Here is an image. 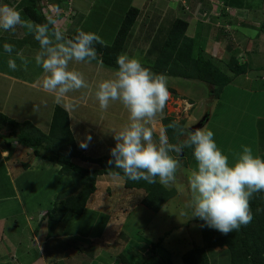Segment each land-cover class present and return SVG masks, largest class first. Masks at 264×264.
Masks as SVG:
<instances>
[{"label":"rangeland","instance_id":"1","mask_svg":"<svg viewBox=\"0 0 264 264\" xmlns=\"http://www.w3.org/2000/svg\"><path fill=\"white\" fill-rule=\"evenodd\" d=\"M30 1L22 0L19 6L23 9ZM76 1L82 4V25L79 30L95 32L106 44L112 42L125 11L130 6L138 7L140 14L122 53L142 62L152 58L151 49L148 51L152 40H159L161 36L165 38L175 16L189 22L185 34L194 39V56L203 48L205 51L202 52L220 60L216 61L220 65L222 60L232 63L231 58L235 56L240 64L245 65L246 71L236 75L223 88L219 98H209L208 86L202 81L167 76V86L174 93L169 90L165 116H171L175 121L184 119V125L189 127L202 121L200 128L213 131L215 142L228 155L230 164L234 154L242 152L243 145L251 146L254 155L264 158V28L261 27L264 0H150L144 6L142 0ZM222 1L235 8L228 7ZM46 6L41 7L45 16H55L57 23L63 19V13L56 14L52 11L54 8ZM224 11L227 14L223 16ZM23 17L33 21L24 13ZM215 23L234 29H230V36L217 38L220 33ZM18 29L19 27L16 30ZM6 33L11 34L10 31ZM28 42L32 46L26 49L21 46L22 50H13L11 56L20 52L26 58L31 56L35 59L39 44L32 39H28ZM26 45L27 43L24 47ZM4 55L8 53H0L3 58L0 59V69L11 75L17 74L16 77L23 81L26 79L27 85L16 80L8 89L9 82L0 76V104L5 109L8 108V114L9 111L15 112L14 115H9L19 122L26 120L20 118L23 114L29 116L36 127H43L44 122L48 126L47 121L52 117L56 101L48 92H41L35 86L39 84L42 87V68L34 60L33 64L32 59H28L27 71H22L21 62L17 64L18 69L13 71L8 67V60ZM18 61L20 60H16ZM96 63V60L92 61V64ZM71 67L82 72L88 84L86 88L67 94L71 98L69 105H75V110L69 109V112L73 118L72 127L78 136L74 137L76 144L82 149L81 142L87 143L85 153L88 155H108L116 143L112 130L125 126L129 121V113L119 101L110 102L106 110L102 109L95 92L101 81L114 78L118 68L100 63L98 67L93 65L96 72L87 70L88 66L81 67L80 63H73ZM223 67L225 73L232 74L227 67ZM4 96L6 101L3 104ZM206 115L207 120H204ZM157 117L154 137L163 128V115ZM9 130L7 124L0 127L1 134H8ZM89 135L91 141L86 139ZM19 145L14 143L11 151L3 148L0 141V196H11L13 187L18 185L19 191L22 190L23 200L31 202L26 213L34 216V219L29 218L27 221L23 213L6 219L4 240L0 241L2 258L5 253L9 251V255L16 248L19 257L16 264H31L36 258L39 260L37 252L49 262L48 257H44L45 250L48 249L55 252L54 255L48 253L51 258L59 252L57 264H91L92 259L94 264L107 263L110 259H115L118 252L138 260L145 248L149 250L152 244L163 237L160 245L154 249L160 264H183L182 254L201 245L199 218L189 217L191 210L186 207L192 198L189 177L197 167L193 152L179 156L181 167L176 172L175 183L170 187L173 188L174 195L158 211L153 212L141 203L144 196L142 190L124 188L121 177L104 175L98 179L97 191L88 200L86 211L79 216L70 213L62 218L58 235L60 242H51L50 239L46 241L45 237L50 236L48 227L47 233H42L43 240L35 238L32 242V230L37 227L35 222L53 206L57 194L71 185L72 178L61 174L56 163L35 156L31 148L28 147L30 151L25 154ZM24 163L28 165L25 169L22 168ZM88 165L91 166L90 163ZM2 210L4 215L8 213L6 208ZM109 218L110 223L107 220ZM117 221L124 222L125 228L123 232L115 234L119 230ZM40 231L38 228V232ZM61 251L67 252V260ZM210 253L211 264H229L227 249L217 247ZM169 260L171 262L168 263ZM3 262L0 259V264Z\"/></svg>","mask_w":264,"mask_h":264},{"label":"clouds","instance_id":"2","mask_svg":"<svg viewBox=\"0 0 264 264\" xmlns=\"http://www.w3.org/2000/svg\"><path fill=\"white\" fill-rule=\"evenodd\" d=\"M46 21L35 23L24 19L17 8L0 4V29L10 32L18 27L26 29L38 42L35 63L43 70L41 86L54 96L56 103L64 106L68 93L88 87L83 73L71 65L91 63L97 59L94 45L107 44L95 32L84 30H77L69 38L56 27L53 16L49 15ZM3 47L11 57L14 46L5 43ZM16 56L27 71L29 60L20 52ZM7 63L11 70L18 69L16 59L9 58ZM116 63L118 69L114 78L101 81L95 92L102 109L106 110L110 102L119 101L129 113L128 123L119 130H112L116 143L108 164L122 170L129 180H143L148 184L159 182L170 188L181 167L177 157L185 149L192 148L197 167L189 177L192 193L186 205L191 210L189 217L199 218L204 221L202 226L224 235L249 225L253 220L250 200L255 194L264 192V158L254 155L251 146L243 145L242 152L234 154L230 164L228 155L215 142L212 130L189 131V126L179 121H172L167 128L160 129L158 138L154 137L155 120L163 115L170 97L166 74L152 71L127 53L119 54ZM67 107L75 110V105ZM168 128L174 130L178 138L176 143L170 142ZM179 137L185 138L180 140ZM86 139L91 141V136ZM87 146L85 142L80 144L84 149Z\"/></svg>","mask_w":264,"mask_h":264},{"label":"trees","instance_id":"3","mask_svg":"<svg viewBox=\"0 0 264 264\" xmlns=\"http://www.w3.org/2000/svg\"><path fill=\"white\" fill-rule=\"evenodd\" d=\"M222 2L228 7L235 8L229 6L227 2ZM181 7H183L182 4ZM42 8L38 7L37 0H31L30 4L25 5L22 11L36 23H45L48 16L44 15ZM139 14V8L130 6L125 11L112 42L107 44V46H102L99 43L94 45L97 51V59L102 64L118 68L116 63L117 56L124 51ZM226 14L224 11L222 15ZM215 25L217 24L215 23ZM188 27L189 22L175 16L165 38L161 36L159 40L158 38L152 40L148 49V51L150 49L152 51V58L147 60V62H141L143 66L150 68L156 73L202 81L208 86L209 98H219L223 88L236 75L244 73L246 67L240 64L235 56L231 58L232 63H229L228 60H222L223 63L221 64L232 72V74H227L224 67L218 63L220 60L218 61L210 54L203 53L202 51H205L203 48L194 56V39L187 37L185 34ZM216 27H218L217 31L220 33V35L216 36L217 38L226 35L230 36V31L234 29L222 25H217ZM261 27L264 28V19L261 21ZM77 30L79 29L67 30L65 35L71 38L77 33ZM216 61L218 62L216 63ZM168 89L174 93L173 89L169 87ZM207 117L206 115L204 120H207ZM161 121L163 128H167V125L175 120L171 116L164 115ZM179 123L184 125L185 120H179ZM3 124H7L10 127L8 134L0 133V141L3 148L12 151L14 143L27 146L33 150L35 156L56 163L59 165L61 174L72 178L71 185L57 194L53 206L46 210L39 219V224L44 220L47 222L48 233H52L51 230H54L55 225L61 222L68 212L81 215L86 211L88 200L97 191V181L104 175L115 178L121 177V185L124 188L142 190L144 196L141 199V203L153 212L158 211L174 195L173 188H165L159 182L148 184L143 180H129L124 176L122 170L115 169L114 164H108V161L112 158L111 153L96 156L81 152L76 146L69 127V114L64 107L58 104L54 107L47 133L42 132L30 121L19 122L0 112V127ZM167 135L171 143L177 142L178 138L173 129L168 128ZM186 152H193V149L187 148L183 153L185 154ZM177 158L179 159V156ZM88 162L91 166L88 165ZM23 165L27 167L25 163ZM108 196H111V192ZM250 207L253 212L252 222L227 235L206 225L202 226L204 221L199 219L201 245H196L182 254L183 264H211L210 256H212V253L210 252L217 247L227 249L229 264H264V192L254 195L250 200ZM37 231L38 228L35 229V232ZM162 240L163 237L159 238L152 245L150 256L141 260L133 261L127 259L121 252H118L117 256L122 261L120 264H160L159 259L155 256L154 249L160 245Z\"/></svg>","mask_w":264,"mask_h":264},{"label":"crops","instance_id":"4","mask_svg":"<svg viewBox=\"0 0 264 264\" xmlns=\"http://www.w3.org/2000/svg\"><path fill=\"white\" fill-rule=\"evenodd\" d=\"M38 1V7L39 8H41L42 6L44 7V5H49L50 7L49 8H54L52 11H54L56 14H59V13H63V14H61V15H63V19L61 20V21H59L57 24L59 25V26H57V27H61L62 29H63V27H64V32H66L67 30L68 31H73V30H75V29H79V26L81 27V25H82V12L80 11V9H81V6H82V4L80 3V2H77L76 0H45L44 2H42L41 0H37ZM149 1L150 0H142V4H143V6L144 5H146L145 3H149ZM21 2H22V0H0V4H8V5H10V6H13V7H15V8H17L18 10H20L21 11V15H22V18H24L23 17V11H22V9H21V7L19 6V3L21 4ZM47 2V3H46ZM46 3V4H45ZM90 3H93L92 1L90 2ZM28 4H30V2L28 3L27 2V5ZM46 8H47V6H46ZM79 8V9H78ZM138 8V7H137ZM141 11V10H140ZM54 19H55V16H54ZM81 22V23H80ZM4 36H6V37H4ZM28 39H32V40H35L34 38H33V36L31 35V34H27V32H26V29H23V28H19L18 30H16L15 32H11V34H8V33H6V31H4V30H2V29H0V53H2V52H4V53H7V52H5V50H4V44L5 43H9V44H12L13 46H14V49L13 50H22V47L24 48V49H26L28 46H32V44H30L29 42H28ZM25 43H27V45L24 47V45H25ZM22 46V47H21ZM4 57H5V59H9V58H13V59H16V60H19L16 56H11L10 57V55H9V53H8V55H4ZM0 59H3L2 58V56H0ZM27 59H32V63H33V60H34V62H35V59H33V58H31V56L29 57V58H27ZM96 61H97V63L96 64H92V62L91 63H88L87 61H85V62H81L80 64H81V67H89L87 70H94V72H96V70L93 68V65H96V67H98V64L100 63V64H102L101 62H100V60L99 59H96ZM1 63V62H0ZM18 63H20V61H18L17 62V64ZM34 64V63H33ZM91 65V66H90ZM2 67H4V66H2ZM1 68V67H0ZM22 71H25L24 70V68H23V70ZM87 72V71H86ZM95 74V73H94ZM16 75L17 74H15V75H11V73H7L4 69H0V76L1 77H4L5 79V81H7V82H9V83H7L8 84V89L9 88H11V86L14 84V83H16V80H18V81H21V83H23L24 82V85H27V83H26V79L23 81V80H21L22 78H17L16 77ZM114 76V75H113ZM34 83H37L38 84V82L37 81H33ZM26 83V84H25ZM28 84H30L29 82H28ZM36 86V88H39L40 89V91L41 92H46V91H44L43 90V88L42 87H40V85L38 84V85H35ZM50 94V93H49ZM52 97H54L52 94H50ZM5 101H6V98H5V96L3 97V104L5 103ZM71 101V98L69 97V96H65V98H64V106H62L61 104H58V103H56V104H58V105H60V106H62V107H64L66 110H67V112H68V114H69V127H70V130H71V132H72V134H73V137H78L77 136V133H75V131H74V129H73V127H72V122H73V118H72V116H71V112H69V109L70 108H68L67 106L69 105V102ZM79 105H81V104H79ZM5 110V111H4ZM6 110H8V108H4L3 107V105H1L0 104V112L1 113H3V114H5L7 117H9V118H12V117H10V115H14L15 114V112H11V111H9V114L6 112ZM165 115V112H163V116ZM28 117V118H27ZM25 116V115H20V118L21 119H23V118H25L26 120H24V121H30V117L29 116ZM159 117H157L156 118V120L158 119ZM14 119V118H13ZM28 119V120H27ZM162 119V118H161ZM155 120V121H156ZM50 121H51V118H50V120L49 121H47V124H48V126L47 125H44V123H46V122H44V123H42L43 124V127H38L42 132H44V133H47L48 132V130H49V127H50ZM159 121V120H158ZM21 122H23V121H21ZM31 122V121H30ZM35 125V124H34ZM156 125V124H155ZM36 126V125H35ZM45 126H47L46 128H45ZM89 131H90V129H89ZM6 133H4V135H5ZM75 139V138H74ZM75 143H76V141H75ZM76 146H77V144H76ZM19 147H20V149L22 150V151H24L25 152V154H28L29 152H28V147L27 146H22L21 144L19 145ZM79 146H77V148H78ZM27 149V150H26ZM79 149V148H78ZM81 152H83L84 154H86L85 153V151H86V149H84V148H82V149H79ZM30 151V150H29ZM104 155V154H103ZM26 156H28V155H26ZM96 156H101V155H96ZM26 165H27V163H25ZM4 166V165H3ZM24 166V165H23ZM5 167V169H7V167L6 166H4ZM27 167H28V165H27ZM22 168H24L25 169V166L24 167H22ZM27 172V171H26ZM70 177V176H69ZM14 182V185H16V181L14 180L13 181ZM18 188V189H17ZM13 194L11 195V196H6V195H3V196H0V241H3L4 240V235H3V232H4V227H5V224H6V219L8 218V217H12V216H15V215H17V214H19V213H23V215L26 217V220L28 221L29 220V218H30V220L31 219H34V216H32L31 214H27L26 213V209H27V206L28 205H30L31 204V202L30 203H27V199H26V201H24L23 200V195H22V190L20 189V191H19V187H18V185H16V186H14L13 187ZM3 208H6V211L8 210V213L6 214V215H4V213H3ZM68 214H70V212H68L66 215H68ZM41 215V214H40ZM65 215V216H66ZM42 216V215H41ZM79 216V215H78ZM107 220H109V222L108 223H110V218L109 219H107ZM35 223H37V225L39 224V219L35 222ZM45 223H47L45 220L44 221H42L40 224H39V226H37L36 228H39L41 231L40 232H38V234H36V232H35V227H34V229L32 230V232H33V236H31V241L33 242L34 241V239L35 238H39V240L41 239V240H43V237H41L42 236V233L44 234H46L47 233V224H45ZM61 224H62V222H59L57 225H55V228H54V230L52 229L51 230V232L52 233H50V236H47V237H45L46 238V241L48 240V239H50L51 240V242H60L59 240H60V237L58 236L60 233H59V230H60V228L59 227H61ZM117 226L119 227V230L117 231V232H115V234H117L118 232H120V231H122L123 232V230H124V226H125V223L124 222H118L117 221ZM48 235V234H47ZM6 237V236H5ZM3 238V239H2ZM31 242V243H32ZM44 242V241H43ZM45 243V242H44ZM148 244H150V243H148ZM153 245V244H152ZM152 245L149 247V245H147L148 247H149V250H147L146 248L143 250V255H142V257L141 258H139L138 260H141V259H144V258H146L147 257V255L149 254V256H150V253L149 252H151L150 250H151V247H152ZM158 246H156V248H157ZM2 251V248H0V252ZM9 252V251H8ZM8 252L7 253H5V255L3 256V258H2V256H0V259L3 261L4 260V262L2 263V264H16V262H17V260L19 259V257H18V252H17V249L16 248H14V249H12V251H11V254H9L8 255ZM45 255H44V257H48V259H49V262H48V260L47 259H43L42 258V256L37 252V254L40 256L39 257V260L36 258L35 260H33V261H31V264H40V263H42V264H53V263H55L56 261V264L58 263V261H59V252H58V255L57 256H55V257H53V258H51V257H49L50 255L48 254V253H50V254H52V255H54L53 253H55L54 252V250L53 249H48V250H45ZM10 253V252H9ZM13 253V254H12ZM63 256H65V260H67V252L66 251H63V253H62V251L60 252ZM123 254V253H122ZM117 255H118V253H117ZM123 256L124 257H126L127 259H131V260H133V261H137L136 260V258L135 259H133L132 257H127V256H125L124 254H123ZM91 257H94V256H91ZM116 257V256H115ZM66 262H68V261H66ZM122 261H121V258H119L118 256L114 259H110L107 263H101V264H113V263H116V264H120ZM29 263V262H28ZM91 264H94V261H93V259H92V262H91Z\"/></svg>","mask_w":264,"mask_h":264},{"label":"water","instance_id":"5","mask_svg":"<svg viewBox=\"0 0 264 264\" xmlns=\"http://www.w3.org/2000/svg\"><path fill=\"white\" fill-rule=\"evenodd\" d=\"M202 124H203L202 121H200L198 123H195L194 125H192V126L189 127V130L191 131V130H194L196 128H200L202 126ZM179 156H183V153L179 154Z\"/></svg>","mask_w":264,"mask_h":264}]
</instances>
